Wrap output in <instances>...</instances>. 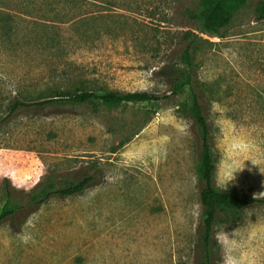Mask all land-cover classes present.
Segmentation results:
<instances>
[{
	"label": "rangeland",
	"instance_id": "obj_1",
	"mask_svg": "<svg viewBox=\"0 0 264 264\" xmlns=\"http://www.w3.org/2000/svg\"><path fill=\"white\" fill-rule=\"evenodd\" d=\"M247 0L219 34L188 16L199 0H0V212L20 192L76 182L14 230L0 224V264H193L201 205L199 143L188 92L156 102L21 108L64 91L161 94L190 49L206 100L214 185L264 195V19ZM220 264H264V206L222 211Z\"/></svg>",
	"mask_w": 264,
	"mask_h": 264
},
{
	"label": "trees",
	"instance_id": "obj_2",
	"mask_svg": "<svg viewBox=\"0 0 264 264\" xmlns=\"http://www.w3.org/2000/svg\"><path fill=\"white\" fill-rule=\"evenodd\" d=\"M247 0H199L195 10H190L188 16L199 23L202 33L219 34L220 29L227 26L234 15ZM258 20L264 19V0H259L255 8ZM179 57L184 64L182 69H174L168 75L169 88L161 94L145 91L117 92L105 91L97 93L91 90L64 91L40 101L23 102L15 98L9 105L7 117L19 112L21 108H32L54 104L65 97L71 103L101 101L107 106H116L130 102H156L171 98L184 91L188 92V105L185 112L192 118L199 143L197 176L200 184L199 202L201 211L195 228V241L192 248L193 264H220V247L216 237V222L222 211H236L256 206H264L263 196L239 195L229 190L216 187L213 182L215 161L211 151V132L206 116V100L201 82L198 79L190 49L194 44L193 33L187 31L183 41L179 42ZM102 179L101 169L89 163L82 168L80 178L71 184L53 187L52 184L42 185L36 191L20 192L11 188L9 182L5 184L7 198L13 201L10 207L0 212V224L8 221L14 230L20 228L23 219L34 212L52 195L71 196L82 193L86 188L97 184Z\"/></svg>",
	"mask_w": 264,
	"mask_h": 264
}]
</instances>
